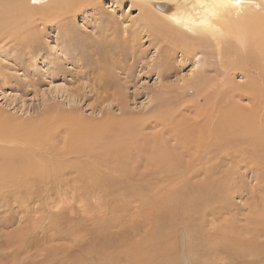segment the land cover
I'll return each instance as SVG.
<instances>
[{
	"label": "rangeland",
	"instance_id": "obj_1",
	"mask_svg": "<svg viewBox=\"0 0 264 264\" xmlns=\"http://www.w3.org/2000/svg\"><path fill=\"white\" fill-rule=\"evenodd\" d=\"M43 9L0 31V264H128L136 245L153 264H264V86L219 89L215 110L204 94L201 116L215 50L194 58L131 0ZM191 123L220 134L200 163L175 140Z\"/></svg>",
	"mask_w": 264,
	"mask_h": 264
},
{
	"label": "bare ground",
	"instance_id": "obj_2",
	"mask_svg": "<svg viewBox=\"0 0 264 264\" xmlns=\"http://www.w3.org/2000/svg\"><path fill=\"white\" fill-rule=\"evenodd\" d=\"M13 1L18 7L19 5L22 6V10H24L23 11L24 13H27L29 9V5L31 4L35 6L38 5L41 8L44 7L45 11H43V15L44 17L48 18L49 16L54 15L55 13L57 14V10L59 8L60 9L63 8L66 5L82 6L86 2H90L91 0H36L35 3L33 2V0H13ZM131 2L135 3L141 9L144 10V12L146 13L144 16L145 20L153 24L155 26L153 28H155L156 31L173 34L178 40L176 42L179 44V46L186 50L184 52L194 53L195 56L194 58L200 55L199 54L200 48L209 47L210 49L215 50L218 56L219 70H221L222 75L218 71H216V77H213L211 82L206 83L203 89L201 90L202 96L200 97L199 104L195 105L196 107L194 106L195 110L197 109V111L199 110L201 112V116L207 115V112L202 111L205 109L204 103L206 101V99L203 97L204 94L209 95L210 101L208 102L211 103L209 106L207 105L208 107L207 106L206 107L207 108L211 107V110H215L214 104L216 102L219 103L222 102V100L220 101L217 100L219 89L220 91L222 89H228V91L235 93L236 95L233 96L234 95L233 94L231 97L228 98V101H230V99L232 98L234 103H236L238 99L240 100V98H238L239 95L241 97H243V94H248L250 96L256 90H258V88L264 86V8H263L264 4L263 3H262L263 7H261L262 5L260 4L261 2L259 3L256 1L254 2L253 0H245V2L240 4L239 6L226 5L223 7H218L216 10V15L211 19L210 26L203 27L189 23L187 27H184L175 24L172 21L171 17L174 15L182 16L190 12L191 11L190 5L194 2V0H131ZM0 5H1L0 8H3V12L0 15V25H2V29L0 28V31L3 30L7 31L6 29H8L9 17L11 15V12L13 11V9L15 10V8L18 7L13 5L11 2H9V0H0ZM200 15H203V13H200ZM11 20L13 21V19ZM189 28H191V30H188ZM223 45H227L229 46V48H231V49H227V52L225 54L221 50V47L223 48ZM246 70H248L249 72H251V70H254L257 73V77H260L261 80L257 82L256 81L251 82L250 84L247 83V85H239L237 82L234 83V80L232 78V73H234L235 71H242L244 75V71ZM248 76L249 75L246 72V77ZM227 96L230 95L228 94ZM235 97L236 99L238 98L236 101H235ZM262 101L263 100H261V102ZM254 109H252V111L250 112H253ZM258 110L259 109H257V111ZM262 111L264 112V109ZM254 112L256 113V111ZM257 113H260V110ZM209 115L212 116V113H210ZM252 115L254 116V113ZM210 116L209 119L211 118ZM198 123L201 122L199 121ZM197 126H195L194 123L187 125L186 127L188 129L187 136L183 134L184 136L181 137V134L179 135L177 132V134L175 133L176 134L175 140H177L179 145L185 144L186 147L183 146L184 152L185 153L191 152L190 156H194L196 158L195 160L200 163V161L204 160L203 158L204 155H209L211 153L215 155L213 148H216L217 151L218 149H220L219 146L218 148L216 146L220 134H218L216 130L213 129H208V130H204L205 128L197 129ZM169 130L174 131V128L173 127L169 128ZM191 137L192 138L196 137L197 139L192 140ZM188 143H190L189 145L190 149L188 148ZM203 167L206 169V165H204ZM125 246L126 245H124V247ZM136 246H132L129 249V251H127L128 257H126V260L127 258L130 261L132 260L133 264H153L154 258L152 255H154L155 253L150 251V248H149L150 253H145L141 248H136ZM152 247L153 246H151V249ZM126 249L128 248L126 247ZM131 263L129 262L128 264Z\"/></svg>",
	"mask_w": 264,
	"mask_h": 264
},
{
	"label": "snow or ice",
	"instance_id": "obj_3",
	"mask_svg": "<svg viewBox=\"0 0 264 264\" xmlns=\"http://www.w3.org/2000/svg\"><path fill=\"white\" fill-rule=\"evenodd\" d=\"M35 3L36 0H33ZM245 0H194L190 5L191 11L182 16H172V21L184 27H187L189 23L196 24L197 26L208 27L210 26L211 19L216 15L218 7L226 5L239 6L244 3ZM203 13V15H200ZM188 30H191L189 28Z\"/></svg>",
	"mask_w": 264,
	"mask_h": 264
}]
</instances>
